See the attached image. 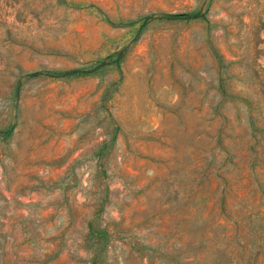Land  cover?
Listing matches in <instances>:
<instances>
[{
	"label": "rangeland",
	"instance_id": "374dc122",
	"mask_svg": "<svg viewBox=\"0 0 264 264\" xmlns=\"http://www.w3.org/2000/svg\"><path fill=\"white\" fill-rule=\"evenodd\" d=\"M0 264H264V0H0Z\"/></svg>",
	"mask_w": 264,
	"mask_h": 264
},
{
	"label": "trees",
	"instance_id": "16d2710c",
	"mask_svg": "<svg viewBox=\"0 0 264 264\" xmlns=\"http://www.w3.org/2000/svg\"><path fill=\"white\" fill-rule=\"evenodd\" d=\"M82 73H83V71H79V70H74V71L69 72V74H72V75H80Z\"/></svg>",
	"mask_w": 264,
	"mask_h": 264
}]
</instances>
